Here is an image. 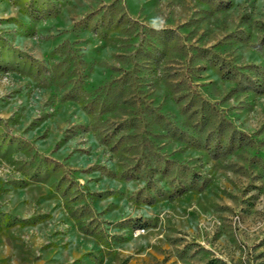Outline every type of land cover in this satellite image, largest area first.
Here are the masks:
<instances>
[{"label": "rangeland", "instance_id": "374dc122", "mask_svg": "<svg viewBox=\"0 0 264 264\" xmlns=\"http://www.w3.org/2000/svg\"><path fill=\"white\" fill-rule=\"evenodd\" d=\"M0 264H264V0H0Z\"/></svg>", "mask_w": 264, "mask_h": 264}]
</instances>
